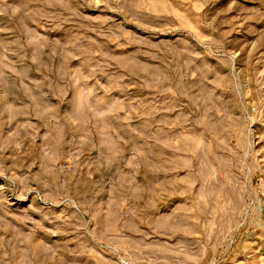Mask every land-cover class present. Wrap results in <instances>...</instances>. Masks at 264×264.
<instances>
[{
  "label": "rangeland",
  "instance_id": "374dc122",
  "mask_svg": "<svg viewBox=\"0 0 264 264\" xmlns=\"http://www.w3.org/2000/svg\"><path fill=\"white\" fill-rule=\"evenodd\" d=\"M0 264H264V0H0Z\"/></svg>",
  "mask_w": 264,
  "mask_h": 264
}]
</instances>
